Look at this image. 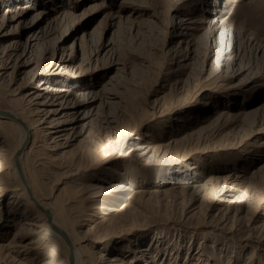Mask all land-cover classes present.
Segmentation results:
<instances>
[{
    "label": "rangeland",
    "instance_id": "obj_1",
    "mask_svg": "<svg viewBox=\"0 0 264 264\" xmlns=\"http://www.w3.org/2000/svg\"><path fill=\"white\" fill-rule=\"evenodd\" d=\"M25 3L34 5L27 17L70 14L15 76L13 57L0 107L69 119L24 164L37 194L51 195L87 239L91 264H109L104 255L118 264H264V0H0L1 58L14 40L17 54L24 48L30 29L11 17ZM52 86L71 89L66 103ZM6 119L1 244L41 219L10 175L20 130ZM109 182L125 187L91 185ZM26 235L37 244L20 253L0 245V264H65L64 239Z\"/></svg>",
    "mask_w": 264,
    "mask_h": 264
},
{
    "label": "bare ground",
    "instance_id": "obj_2",
    "mask_svg": "<svg viewBox=\"0 0 264 264\" xmlns=\"http://www.w3.org/2000/svg\"><path fill=\"white\" fill-rule=\"evenodd\" d=\"M97 6H102V5H99V3H97V2H94V4H91L92 8H96ZM33 8H34L33 4L25 3L23 6L19 7V11L16 13V15L11 17V18H16V17L19 18V22L17 24V27H20V29H21L20 31L24 32L23 30H28V29H30V30L28 31V34L26 36V40L24 41V43L22 42V44H24V48L22 49L21 52H19L17 54V52H18L17 48L21 42H19L18 40H14V41H12L13 45L11 47L7 48V50L5 49L7 52L5 53L4 57H2V58L0 57L1 58L0 59V75L2 76V78L6 76L5 73L7 72V69L9 67V63H11L14 56H17L14 68L12 70V72H14V76L17 75V72H19L20 68L29 64L31 62V55H32L31 53L34 50L33 46H35L39 41H41V40L44 41V39H46L47 37H50L54 33V29H55L56 25L59 24L62 20H64L68 14H70L69 11H61V13L59 15L53 16L50 19H46L47 14L50 12V10L39 8L36 10V12L32 16L27 17L28 13ZM10 10L11 9H8V11H10ZM42 22H44V23H42ZM0 33L3 35L6 34L3 32V29H1ZM55 40H57V39H55ZM57 42H55V44ZM37 45H36V47H37ZM45 46H47V45H44L43 47H45ZM46 49H48V47ZM42 50H44V48H42ZM41 54H43V53H41ZM41 56H43V55H41ZM263 56H264V54H263ZM41 58H43V57H41ZM65 59H62L61 62H64ZM12 79H13V77H12ZM46 88H50V85L47 86ZM52 89H55L53 92L54 93L53 96L55 97V100H58V101L60 100V104L63 103L64 101L66 103L67 97L69 96L71 89L63 88L60 90V88L53 87V86H52L51 90ZM19 91H21L20 86L17 87V92H15L13 95L17 96L19 94L18 93ZM86 94H88V92ZM34 95H35V97H33V99L38 98L40 96H43V94H41V92H37ZM33 99L31 101L30 100L27 101L26 103H32ZM94 100H96V99L93 98L89 102L93 103ZM11 101L14 102L15 99H11ZM34 104H36L37 105L36 107L39 109V105L44 104V103H42L40 101H36V102H34ZM0 111H3L6 114H9L11 117H7L6 120L11 122L14 129L20 130V135L18 137L17 146L12 152V159H11V165H10V175L14 179H18V181L20 183L18 190H20V192L23 193L24 195L27 194L28 196H30V198L29 197H27V198L29 199L31 207L37 208L38 216L41 217L40 220H35V221L30 220V221H25V223H21L20 226L15 231L13 239L10 242H8L7 244H4V243L1 244L0 243L1 247H4L6 250H9V251H17L19 253L24 251V250L28 251L29 248H31V246H35V244H37V239L41 238V234H38L37 239L35 238V236H34V238H31V237H28V235H26V234L32 233L35 235L38 232H40L41 230L45 229V233L47 235L63 239L61 233H64L65 236L68 237L70 244H71V247L68 246L69 248H68V254L66 257L65 264H91V261H90L91 255L87 251V249L83 248L84 245L82 244V242H84L87 239H85L84 237L79 238L78 233L75 230H73L67 224V222L63 219V216L61 215V212L63 211V209L57 210L56 208L53 207L52 202L49 201V199L51 198V195H49V194L47 195L45 193L43 196H39L37 194V192L32 187L31 181H30L29 176H28L27 167L24 164V160H26L27 158L30 159L31 156L37 152V148L42 144V142H40V141L43 140L42 139L43 136H45L48 133H55V132L59 133V134H57V136L64 135L63 131L68 129L66 126L68 125L69 119H66V117H57V118H53L51 120H48V119L46 120L45 118L44 119L42 118L43 116H41L38 118V120L34 121L31 117V114H30L31 109H27L23 104L22 105L19 104V106L17 108H13V107L1 108L0 107ZM51 112H54V111L49 109L48 113H51ZM50 116L51 115H49L48 117H50ZM58 116H60V115H58ZM63 116H64V114H63ZM45 122L50 123V124H48L47 126L41 125ZM28 142H29V144H28ZM51 142L53 143L54 140ZM1 152H3V151H1V149H0V156L3 154ZM1 168H2V165L0 164V171H1ZM78 184L82 185L84 183L81 182ZM91 185L96 187V188H99L100 190H108L110 188L119 190L122 187H125L123 185V183H121V182L120 183L111 182L109 186L107 185V187H104L100 183H94ZM2 189H3V187H0L1 191H2ZM107 208H110V207H107ZM47 211L49 212V214H47ZM93 213H95V212L93 211ZM48 217H50L52 225L54 226L53 228L49 225ZM87 219H90V218H87ZM25 224H27L29 226H26ZM31 225H33L34 228L31 229V227H30ZM37 229H39V230H37ZM70 253H72V254H70ZM71 256H72V261H71ZM104 258H106L107 261L110 262L109 264H113V263L118 264L116 261L120 260L119 256L117 257V255H112V256L104 255ZM25 260H26V258L24 260H22V264L26 263ZM125 261L126 260H123V262L121 264H126ZM49 262H50V260L43 259L37 264H48Z\"/></svg>",
    "mask_w": 264,
    "mask_h": 264
},
{
    "label": "water",
    "instance_id": "obj_3",
    "mask_svg": "<svg viewBox=\"0 0 264 264\" xmlns=\"http://www.w3.org/2000/svg\"><path fill=\"white\" fill-rule=\"evenodd\" d=\"M0 114L3 115V116H6V117H11L9 114H6L3 111H0ZM47 214H49L48 211H47ZM48 222H49V225L53 228L54 226L52 225L50 217H48ZM61 234H62V237L65 240V242L68 244V246L71 247V244H70V241H69L68 237H66L64 233H61ZM70 254H72V253H70ZM71 261H72V256H71Z\"/></svg>",
    "mask_w": 264,
    "mask_h": 264
}]
</instances>
